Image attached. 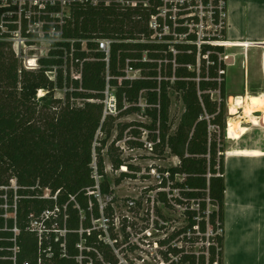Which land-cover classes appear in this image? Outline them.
Here are the masks:
<instances>
[{
	"label": "trees",
	"instance_id": "16d2710c",
	"mask_svg": "<svg viewBox=\"0 0 264 264\" xmlns=\"http://www.w3.org/2000/svg\"><path fill=\"white\" fill-rule=\"evenodd\" d=\"M162 6V0L136 10H123L114 4L75 6L72 19L64 29L65 38L89 42L88 51L82 50L80 42L75 43L74 60L80 64L75 65L77 75L73 78L70 68L64 77V70L60 68L64 54L58 50L39 59L38 70L24 69L12 43L7 41L9 34L0 30V186H9L12 179L18 185L16 191L7 192L6 201L14 208L15 217L4 220L0 211L1 257L16 258V264H102L99 256L112 261V248L100 239L103 231L93 225V221L102 217L96 197L94 161L97 174L103 180L100 194L114 195L107 182L102 155L106 142L95 146L98 132H104L114 119L102 121L100 102L104 99L106 78L110 76L121 115L140 111L137 104L144 93L146 115L152 119L149 125H124L117 141L123 140L124 131L130 128L131 135L140 140V129H146L156 148L168 149L179 159V165L163 171L170 174L173 182L172 199L166 192L158 191L155 200L165 206H171L172 201L181 205L183 201L174 197V191L179 190L187 201L188 220L179 235H184V240L192 246L208 244L200 255L171 246L166 258L169 254L183 253L180 264H224L227 96L225 77L222 76L221 83L218 78L220 69L225 70L220 56L226 53V48L225 44L210 43H203L199 48L198 36L185 26L186 19H179L175 27L169 15L166 19L158 16V8ZM6 10L0 7V21ZM152 16H157V31L150 26ZM215 21L219 22L218 11ZM223 23L220 42L225 43V19ZM165 26L170 30L168 34H164ZM157 32L162 34L161 39L155 36ZM181 35L187 37L180 39ZM96 39L114 41L109 66L104 61L105 54L92 42ZM212 41L219 40L214 37ZM64 46L70 47V44L64 43ZM172 47L177 54L170 51ZM145 55L147 61H144ZM128 61L132 69L141 71V78L126 79ZM55 67L57 76L53 81L47 73ZM56 89H67L66 100L64 103L51 100L59 110L51 116L44 110L46 104L40 106L37 96L43 90L47 92L43 101L48 96L53 98ZM170 89L182 93L185 105L174 134L170 133L169 126ZM214 92H219V101L213 99ZM124 99L133 106L123 110ZM77 100L84 103L78 105ZM211 126L215 129H210ZM138 140L130 139L127 144L142 148L143 143ZM113 166L121 169L123 162L113 158ZM129 170L137 171L133 166ZM178 176L183 181H177ZM127 178L135 179L134 175L123 173L117 184ZM40 189L49 190L50 196L41 195ZM3 204L5 201L0 198V205ZM209 207L216 210L209 211ZM46 212L51 213L47 219L43 217ZM42 219L45 229L40 241L39 232L31 230V223ZM219 230L221 235H217ZM62 232L65 234L61 235ZM208 233L212 235L208 237ZM176 237L173 235L164 244H170ZM0 264L14 262L0 260Z\"/></svg>",
	"mask_w": 264,
	"mask_h": 264
},
{
	"label": "rangeland",
	"instance_id": "374dc122",
	"mask_svg": "<svg viewBox=\"0 0 264 264\" xmlns=\"http://www.w3.org/2000/svg\"><path fill=\"white\" fill-rule=\"evenodd\" d=\"M177 12L174 11L172 14L175 16ZM177 19H180L179 15ZM221 19H224L223 15H221ZM203 25L208 26L206 22ZM204 32L212 33L211 30L208 29ZM29 43V46H33L34 50H29L27 58L38 57V59H42L48 56L51 48V42L48 37L39 36L36 39H30ZM21 50H26V46H21ZM220 59L225 63V57L223 55L220 56ZM25 60L26 56L24 60L19 59V64L24 69ZM242 61L240 57L237 59H230L228 63L227 78L231 93L236 91L241 84L243 76ZM262 70L264 73V55L257 54L252 56L251 73L254 74L256 71L261 73ZM67 71L68 70H64V77L67 76ZM76 75V70L72 68L71 77L73 78ZM134 75L135 74H130L131 77H134ZM47 76L53 81H56V70L54 69L52 72H48ZM136 76L139 77V74H136ZM225 76L226 74L224 77ZM66 92L67 89H56L53 91V98L48 96L43 101V97H45L47 92L41 90L38 93L37 99L40 101V106H44V104L47 105V108L44 110L48 111L51 116H55L59 110L56 105L51 103V100L58 99L62 100L64 103L66 100ZM212 97L214 100H220L219 93H213ZM241 99L242 98H238L237 101L235 99H230V101L226 100V115L229 114L230 109L233 113L237 112V103H239L238 101H241ZM83 103L82 100H77L76 102L78 105ZM138 103L140 104V111L114 118L113 121L108 123L104 132L99 131L97 134L96 147L100 146L101 141L105 140L106 142V148L103 150L102 155L105 161L108 185L110 188L114 189V196L112 197L103 195L98 196L100 207L103 209L101 212L102 217L101 220L93 221V225L98 230L103 231L104 236L102 239L105 243L110 245L113 252L112 261H108L102 256H99V259L102 264H180L178 263L179 257H181L183 253L178 256L169 254L166 258L165 254L169 252L171 246L174 249L185 251V253L193 252L196 255H200L208 244L197 243L192 246L184 240V235H179L180 231L188 225L185 214L186 210L184 208L186 207L185 205L171 202V206H165L155 200L159 183L150 175L152 170L151 166L163 172L178 164L177 162L175 163L173 157L169 155L168 150L162 151V149L156 147L153 152H149L143 147L131 149L127 141L132 139L134 142L138 139L131 135V128L124 131L123 140L117 141L118 133L124 125L135 123L149 125L152 123L151 117L146 115L147 100L144 93L140 95ZM127 105H130L129 107L133 106L130 103ZM184 111L185 105L182 100V93L175 89H170L169 126L171 134H173L179 126ZM258 115L260 116V114ZM255 120L258 122L257 125H259L261 119ZM225 145L227 147V142H225ZM95 156L96 153L94 152V157ZM116 157L123 162L122 167L125 168L126 171L129 170V166H133L137 169V175L134 176L136 179L127 178L123 180L121 184H117L122 174L119 172L120 169H116L113 166V158ZM139 175H141L140 178ZM97 180L100 183L103 181L102 177L99 176H97ZM177 181H183V177L178 176ZM17 189L18 185L15 179L9 181V186H0V198L5 201V204L0 205V211L3 212L2 218L4 220L15 217L14 208L9 204L7 205L6 201L7 192L10 190L16 191ZM177 193V191L174 192L175 195H177ZM40 194L49 197L50 191L47 189H40ZM113 197L114 200L112 201ZM192 206L196 207L194 204H192ZM108 207H110L109 210H107ZM213 210H216V208L209 207V211ZM32 227L38 228L36 225ZM221 234L222 232L219 230L217 235ZM61 235H64V233L62 232ZM173 235H177V237L172 240L170 244H164V241L168 240Z\"/></svg>",
	"mask_w": 264,
	"mask_h": 264
},
{
	"label": "crops",
	"instance_id": "0c3cea01",
	"mask_svg": "<svg viewBox=\"0 0 264 264\" xmlns=\"http://www.w3.org/2000/svg\"><path fill=\"white\" fill-rule=\"evenodd\" d=\"M225 20L226 100L242 99L226 124L224 264H264V118L254 113L257 125L243 115L251 100L264 99L263 70L251 73V57L264 55V0H227ZM240 57L242 81L231 93L228 63Z\"/></svg>",
	"mask_w": 264,
	"mask_h": 264
},
{
	"label": "built area",
	"instance_id": "2783aa9c",
	"mask_svg": "<svg viewBox=\"0 0 264 264\" xmlns=\"http://www.w3.org/2000/svg\"><path fill=\"white\" fill-rule=\"evenodd\" d=\"M156 0H0V7L7 9L0 21V30L2 33L9 34V38L7 41L12 43L13 51L15 53L16 58L19 60H24L26 56V60L24 61V66L26 70H38L40 68L38 57L27 58L29 50H34L33 46H29L30 39H36L39 36L48 37L51 42L50 51L58 50L63 52V65L60 67L63 70L75 68L76 64H80L79 60H74V53L76 52L75 43H81L82 50L88 51L87 44L88 40H73L65 38V27L68 25L69 21H71L73 16V8L77 5H89V6H99L100 4H104L109 6L111 4L116 5L120 9L123 10H136L142 6H148L150 3L155 2ZM163 6L158 8L159 15L163 19H166L169 15V19L174 22V26L178 24V15L180 19L185 20V26L189 28L190 33H195L198 36V46L203 43L210 44H225L220 42L222 39V30L224 28L223 20L225 19L226 14L224 10L226 9L227 0H162ZM217 3V5H216ZM211 7V8H210ZM209 8V10H208ZM177 12L175 16L172 12ZM219 12V22L215 21L216 12ZM221 15L224 16V19H221ZM223 18V17H222ZM207 23L208 26L203 25ZM177 23V24H176ZM179 25V24H178ZM177 25V26H178ZM16 27L15 30H11V27ZM150 26L153 30L157 31V16H152ZM211 30L212 33H205V30ZM164 34L169 33V28L165 26L163 29ZM155 36H159L162 38V34L156 33ZM177 38L178 36L174 34ZM187 35H181L180 39H185ZM218 38L219 41H212L213 38ZM97 45V50L103 52L105 54L104 61L109 66L110 63V54L111 47L114 43L113 40L109 39H96L92 40ZM64 43H69L70 47L64 46ZM21 46H26V50H21ZM29 46V47H28ZM170 51L174 54H177L176 50L172 47ZM49 56V54H48ZM47 56V57H48ZM144 61H147V57L145 55ZM175 64V62H173ZM82 64V63H81ZM191 68V67H190ZM55 70L57 67L54 68ZM126 79L135 80L141 78V71L134 70L129 66V61L127 62V67L125 70ZM130 74H135L134 77H131ZM139 74V77L136 76ZM226 74V71L220 69V76L218 78V82H222V76ZM51 79V78H50ZM52 80V79H51ZM111 77L107 76L106 78V89L104 91V99L100 101L103 105V119L105 120L109 118H118L122 110L120 109L119 99L116 94V88H114L110 83ZM127 100L123 101V110L129 108L130 105H127ZM139 104V103H138ZM137 106L139 107L140 104ZM147 108V107H146ZM210 129L214 130L215 127H210ZM141 130V139L138 140L143 143V148L148 150L149 152H153L156 144L149 139V132L146 129ZM94 169V177L97 180V165L94 161L93 163ZM150 175L158 181L159 187L158 191H164L169 194V199H172L171 187L173 182L170 179V174L168 172H160L157 169H154L151 166ZM121 174L126 173L129 175H137L136 171H126L125 168H121L119 170ZM141 175H139L140 178ZM100 177V176H99ZM136 179V177H135ZM96 197L101 196L100 194V182L97 180L96 185ZM177 191V195L174 194L175 198H179L183 201L185 205L187 201L180 196L179 190ZM174 191V192H175ZM113 199V198H112ZM99 201V199H98ZM173 202V201H172ZM187 210V206L184 207ZM198 209L197 207H193ZM103 209H101L102 212ZM210 212H208L209 214ZM51 215L50 212L44 213V218H49ZM101 220V219H100ZM44 219L41 222L35 220L31 223V227L36 225L38 228H33L32 231L39 232V239L42 240V233L45 229ZM15 232H17L15 230ZM64 233V232H63ZM65 234V233H64ZM211 233H208V237L211 236ZM102 240V237H100ZM79 248L82 249V246L79 245ZM14 252H17V249H14ZM0 260H10L16 264V258H4L0 255ZM28 264V263H25ZM91 264V263H90Z\"/></svg>",
	"mask_w": 264,
	"mask_h": 264
},
{
	"label": "bare ground",
	"instance_id": "6f19581e",
	"mask_svg": "<svg viewBox=\"0 0 264 264\" xmlns=\"http://www.w3.org/2000/svg\"><path fill=\"white\" fill-rule=\"evenodd\" d=\"M254 113H261V118H264V99L251 100L250 104L246 105L243 115L246 118H250V120H253Z\"/></svg>",
	"mask_w": 264,
	"mask_h": 264
}]
</instances>
